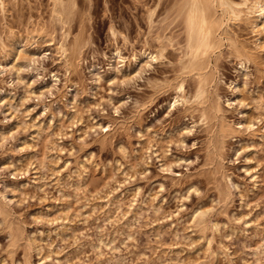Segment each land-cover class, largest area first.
Returning <instances> with one entry per match:
<instances>
[{"label":"rangeland","instance_id":"rangeland-1","mask_svg":"<svg viewBox=\"0 0 264 264\" xmlns=\"http://www.w3.org/2000/svg\"><path fill=\"white\" fill-rule=\"evenodd\" d=\"M87 1L77 0L72 22L73 34L84 28L87 36L73 76L64 73L53 44L42 40L39 51L45 55L35 70L22 75L34 93L22 92L0 76V88L16 97L17 109V120L0 110V191L6 184L16 189L7 205L9 220L36 238L41 251L36 255L21 245L10 254L7 230L0 224V264H264V252L257 250L264 238V66L257 70L250 65L243 76L227 51L217 62L224 118L234 129L242 115L254 123V135L241 128L225 139L223 166L238 190L231 188V201L219 206L212 165L205 160L210 129L192 120L181 103L169 106L172 91L153 87L171 79L174 52L168 48L170 54L161 60L138 58L144 47L155 44L154 33L165 25L170 0ZM158 2L149 31L146 9ZM31 4L34 14L42 5L46 20L48 1ZM115 46L122 57L116 61L111 59ZM53 73L55 82L49 78ZM233 83L243 106L232 100ZM34 123L42 126L37 141L27 127ZM34 156L44 167L30 169ZM246 157L259 175L254 187L243 170ZM220 173L216 181L225 189ZM190 183L197 192H187ZM80 184L87 192L75 196ZM239 192L247 194L242 208ZM67 201L72 210L63 226L56 218ZM199 209H207L219 225L216 232L207 229L205 239L197 237L192 224Z\"/></svg>","mask_w":264,"mask_h":264},{"label":"bare ground","instance_id":"bare-ground-1","mask_svg":"<svg viewBox=\"0 0 264 264\" xmlns=\"http://www.w3.org/2000/svg\"><path fill=\"white\" fill-rule=\"evenodd\" d=\"M47 1L48 13L45 20L42 5L37 8V14H34L31 0H0V76L8 78L10 84L15 83L16 87L21 88L22 92L28 89L27 91L34 93L35 87L29 82H24L22 75H27L36 69V63H38L40 56L44 53V51H39L41 40L48 46L53 44L51 46L58 54L60 64L64 68V73L68 74V77L76 72L83 59V50L87 46L85 38L87 36L84 35L86 29L82 27L85 30L83 32V29L80 28L79 31L78 27L79 32L77 34L72 33V22L76 20L75 15H78L77 0ZM158 4L159 2L153 8L146 9L145 21L149 31L154 26L153 17ZM167 7L168 9L165 10L166 14L162 19L165 25L154 33L153 42L155 44L144 47L138 58L161 60L166 59L167 55L170 54L168 48L174 52L175 62L172 63L173 75L171 74V79L165 77L162 83L155 84L153 87H155L156 91L162 93H166L169 90L172 91V95L170 97L167 96L168 105L174 106L181 103L186 106L187 110H190L189 116L192 120L195 122L199 120L200 123L210 129L211 133L205 128L212 134V138L209 135L210 141H207L209 152L207 150L208 155L205 156V158L207 157L205 160L208 163H206L207 161L205 163L206 165L209 164L207 166L212 165V169L209 170L208 168V170L212 176V182L216 186L214 188L217 189V196L215 195L217 203L226 207L233 197L231 188L238 190V186L232 182L223 166V144H225V139L230 137L233 132L234 134L236 132L240 133L241 128L254 135V123L246 115L241 114L243 118L237 123L239 128L234 129L224 118V113L220 106L221 97L217 92V85L219 84L217 62L224 54L223 52L227 51V54L240 66V71L243 72L250 65L255 66L257 70H261L260 66H264V0H170ZM85 14L83 13L84 16ZM86 19H88V16ZM82 21H78V23L86 22ZM172 25L174 26L172 27ZM109 32L113 40H115L116 33L112 27L109 28ZM121 58L120 48L115 46L111 53V59L116 61ZM132 58L133 62L136 63L137 57L133 55ZM244 75L245 73L243 72ZM49 78L55 82L57 75L53 73ZM75 85L76 83H72V86ZM229 88L234 96L232 99L235 102L234 104L238 106L245 105L244 101L238 98L241 94L240 90H238V84L233 83L229 85ZM15 100L16 97L10 96L7 90L0 88V110L9 111V115H12L17 120ZM228 102L227 105L229 104ZM71 114L72 112L68 113L67 117L72 118ZM27 127L32 128L30 132L32 141H37L41 135L42 126L34 123ZM261 135H264V132ZM18 146H22V143ZM20 148L25 150V147ZM156 151L157 148L153 150L155 156H157ZM34 152L38 153V150H34ZM238 156V150H235V159ZM35 159L36 161L29 163V167L33 166L30 169H37L39 168L38 166L44 167L41 164L43 162H39L40 158V160ZM251 162L252 158H244L243 170L254 187L259 175L257 170L251 166ZM217 165L220 167L218 168ZM219 172H221L220 178L223 177L225 181V189L220 187L216 181V175L218 176ZM207 176L209 177L210 175ZM217 178L219 179V177ZM209 179L207 180L209 181ZM81 186L82 184H80V187L74 188L75 196H80V190L83 194L87 192V187L82 188ZM191 190L193 192L198 191L190 183L187 192ZM58 191L61 192V188ZM16 194H18L16 189L7 184L4 185L3 191H0V224H3V228L7 230L8 240H10L8 247L10 246L11 248L9 252L11 254L22 245L24 250H34L36 255H40L41 251L37 239L29 234L24 235L22 229L14 226L12 224L14 222L9 220L7 205L8 202H11L16 197ZM83 194L81 195L84 196ZM246 196V192L238 193L239 206L241 208L246 205ZM107 202H109V199ZM69 203L64 204L65 209L59 212L60 214L56 218L60 220L63 226L70 220L71 213L69 209L70 211L72 209ZM71 204L73 203L71 202ZM207 214V209H199L191 216L193 228L198 233L197 237L199 239L206 238L207 229H211V232L218 230L219 225L216 220L211 219ZM243 223L248 224V220L243 219ZM209 225L210 227H208ZM197 237L196 239L198 240ZM205 241L207 244L205 250L207 252L210 244L207 240ZM198 244L196 246L201 248L202 246ZM258 249L259 252H264V238L259 242ZM24 250L22 251L24 252ZM10 259L13 260L14 258L12 259L10 256Z\"/></svg>","mask_w":264,"mask_h":264}]
</instances>
